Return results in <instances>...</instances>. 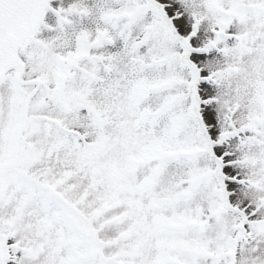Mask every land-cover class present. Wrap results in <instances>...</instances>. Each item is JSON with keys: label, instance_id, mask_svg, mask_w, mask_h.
I'll return each mask as SVG.
<instances>
[{"label": "snow or ice", "instance_id": "snow-or-ice-1", "mask_svg": "<svg viewBox=\"0 0 264 264\" xmlns=\"http://www.w3.org/2000/svg\"><path fill=\"white\" fill-rule=\"evenodd\" d=\"M0 264H264V0H0Z\"/></svg>", "mask_w": 264, "mask_h": 264}]
</instances>
